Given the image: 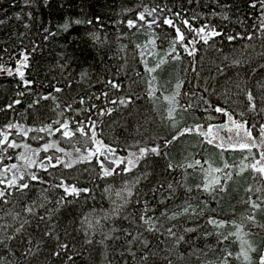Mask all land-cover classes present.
Here are the masks:
<instances>
[{"label":"snow or ice","instance_id":"1","mask_svg":"<svg viewBox=\"0 0 264 264\" xmlns=\"http://www.w3.org/2000/svg\"><path fill=\"white\" fill-rule=\"evenodd\" d=\"M191 2L192 0H189V3ZM31 3L32 0H25L26 7H30ZM210 3L215 6V9H220L219 12L214 10L211 15H219L225 21L230 19L228 13L224 11L232 7L227 3V0H210ZM44 4L47 5L48 0H44ZM248 6L259 13L260 23L255 30L260 32V38L264 41V0H248ZM168 12H173V10L167 5L156 4L151 8L144 7L137 17L127 20L129 30L134 28L139 30V28L146 27L150 35L148 44L153 48L151 54L156 57L155 62L150 64L148 60L144 59L142 50L140 63L144 65V73L148 74L146 95L152 101L156 99L155 93L164 87L163 85L157 86L158 76L156 74L158 71L163 72L164 66L168 63L181 61V49L189 57H194L199 50L197 45L201 41L204 45L213 47L215 37H221L228 43L237 39L254 40V34H249L247 31L245 34H225L219 31L218 26L213 25L208 20L198 27L195 26L192 21L199 19V16L186 18L181 11L173 12L175 17L173 19L167 15ZM149 16L152 17L151 20L147 19ZM27 17L32 20V13L28 12ZM13 18L17 21L21 20L19 14ZM5 23V19H0V25ZM75 23L80 24L82 21L76 20ZM88 23L91 24L92 21H88ZM154 25L155 28L161 29L159 33L153 30ZM164 26L172 31L169 32ZM23 27L28 29L30 25L25 23ZM63 27L67 30L68 25L65 24ZM44 31L48 32L49 30L45 29ZM51 35L55 36L56 33H51ZM44 39L47 40L48 36H44ZM93 39L99 40V37L93 35ZM210 40H212V44H209ZM136 47L141 48L142 46L137 44ZM248 47L251 45H246L244 50ZM156 48L162 49L163 54L156 52ZM244 50L239 56H233L231 59L228 55H224L221 61L224 66H216L218 75L224 76L227 81L229 77L226 75V69L237 68L242 63H246L247 61L243 58ZM35 51L36 48L29 50V48L22 46L13 56L9 48L2 49V53L7 54L9 60L14 59L15 63L13 67L6 66V62L0 63V75L6 74L14 79L19 78L17 97L25 96L24 89H30L35 83L34 80L26 78V73L31 75L30 56ZM0 61H3V55H0ZM189 66L192 71H197L191 61ZM260 67L264 69V64ZM81 75L83 77L86 74L82 73ZM136 75L141 76V73L138 72ZM212 79H216V77H212ZM106 83L112 89L119 90L118 83L113 81ZM246 84L247 82L243 88L240 83L236 84L238 90L236 94L242 95L244 98V108L237 111L228 105L231 98L229 89L225 88L217 95L216 87H212V91L209 92L208 81L205 80L203 91L209 93L210 96H216L217 102L213 103L211 100L205 99L202 94L198 95L191 89L182 93L181 89L184 87V82L177 80L174 89L169 94L165 95L163 91L161 92L163 99L168 104L166 116L162 117V120L169 122L172 132L169 135L151 133L146 126L141 132L140 127H138L137 133L142 139L128 145L129 150L126 156L117 154V147L114 145L118 142H104L102 133L97 131V124L102 123V121L93 119L91 116L92 111L96 112L97 117L112 116L113 112L119 110L118 107L105 106L102 108L95 103L90 104L87 108H82L76 112L77 116L80 115V112L87 113L83 120L51 119V123H48L47 120L41 118L38 126L31 127H26L22 122H8L0 128V264H56V261H60V264H76L77 258L82 253L75 250V244H70L61 239L57 230L58 226L52 224L51 220L53 211L58 210L62 203H71L67 199L68 197L76 198L81 193L90 191L86 187H79L78 183H66L67 177L63 175L64 169H74L81 164L88 165L100 179L120 175L125 181L119 189L105 188L112 205L108 212L98 217L95 215L85 216L80 221L79 231L84 233L85 244L93 245L92 236L96 234L97 230L104 229V224L101 221H114L120 218L122 213H125L130 204L140 205L135 213H125L122 217L133 226L135 234H133V230L128 228L117 229L112 227L107 232L101 231L104 239L96 243L104 246V264H112L108 259V246L105 241L120 240L121 236L113 237L112 235L118 231L123 232L124 241V251L120 255L123 257L126 252L131 257V264H175L173 257L176 260H184L185 255H195L199 259V250L189 234H197L196 240H199L201 228L207 226H211L214 231L205 232L203 235H215L217 238L215 247L222 254L216 264H232L233 259L239 264H264V244H257L251 239L252 236L259 234V232H253L252 229L264 232V224L257 219L258 214L264 213V81L257 83L259 96ZM49 86L53 87L52 85ZM62 91L61 87H54L55 93ZM182 95L188 98V103L185 105L180 103ZM101 97L108 98L109 103L113 106L119 105L128 108L134 103L131 96L111 99L108 91H102L100 95L95 96V100H100ZM88 99H92V97H88ZM136 99L139 100L141 97L137 95ZM41 100H52L53 111L61 109V104L57 102L58 97L44 95L28 105L30 109H35L38 115L39 108L37 105L40 104ZM21 103V99L14 98L6 105V108L13 109L14 105ZM78 103L84 105L85 98L80 97ZM65 105L67 110L76 111L73 109L72 103L65 101ZM4 110L0 108V111ZM155 110L154 107L153 111ZM197 111L203 113V115L194 116V120L197 122L179 128L177 131L178 125L183 119L182 114H191ZM56 114L58 117H64L65 112L62 110ZM237 116L238 118H235ZM257 117L260 119L256 120ZM23 119L24 116L20 114V120ZM70 119H72V126L69 123ZM217 119L221 122L212 123L213 120ZM250 121L254 122L250 123ZM147 123L150 121L146 120L145 124ZM254 130H258L255 135ZM29 133H34V135L29 137ZM42 133L46 135H41ZM145 133L149 134L145 136ZM14 134L19 135L20 142L16 139H10ZM56 134H59L56 140L50 141L48 139V137L56 136ZM187 135H195L201 138L200 143L202 145L207 143L216 149H220V163H217L210 156L202 155L199 159L193 156L191 160L185 158L186 162L184 163L174 164L170 158V149L180 137ZM29 140L35 142L36 147H33L32 143L28 142ZM81 140H83V149L77 146ZM62 143L71 144L72 151H66L61 146ZM18 149H22V151L17 152ZM50 149H54L55 152L48 154ZM229 149L233 152L237 149L241 151L243 159L239 161L238 165L225 159V154L231 155ZM55 153H62L63 155H56ZM153 157L166 160L165 172L168 173L170 179L165 178L160 182L151 184L146 192L141 193L138 190V185L142 181L148 180L151 173L144 171L142 175H136L134 179L130 178L128 174L132 173L141 161L147 164L148 160ZM50 168L58 169L62 173L60 177H53L59 181L58 183L49 184V189H62L60 199L56 201L57 209L46 208V204L51 202L46 195L37 200L25 202L20 211L16 210L14 204L10 208L6 207L12 203V198L17 194L26 195V190L30 191L31 186L35 183H48L44 176L38 173L37 169L40 172L48 173ZM177 169L182 170L179 180L175 179L173 175ZM189 169H192L193 172L197 170L200 172L199 183L194 185L188 183V178L192 174L188 171ZM245 173H250L254 184L245 189L248 195L242 203L246 206V210L238 219H218L209 215L205 219L204 225L196 223L195 227H183L181 230L173 224L161 231L164 226L159 222L162 219L174 221L180 216H188L193 222H196L204 217L205 212L214 211V209L209 208V201H215L219 207L220 201L229 195L230 182H233L235 177H243ZM73 179L78 178L73 177ZM179 188H182L185 194H190L195 190L198 195L207 196L208 199L200 201L203 207L194 206L190 201L195 197L185 195L183 204L176 205L178 210H173L169 214L166 202H175L179 198L177 192ZM49 189H45L44 192L46 193ZM165 192L167 195H164ZM158 193L160 198L153 206L148 197L151 196L152 200H155ZM161 206H163V210H159ZM38 209H45L44 214H39ZM29 217L36 219L33 232H29L26 228V226H32ZM158 224L159 226H157ZM228 224L231 225L230 229L225 227ZM73 231L77 230L73 229ZM145 233L150 234L152 238L163 237V239L158 240L153 245ZM65 234H68L67 228H65ZM165 241L171 242L170 248L161 247ZM231 244H238V251L234 253L230 250ZM46 250L47 255H45Z\"/></svg>","mask_w":264,"mask_h":264},{"label":"trees","instance_id":"2","mask_svg":"<svg viewBox=\"0 0 264 264\" xmlns=\"http://www.w3.org/2000/svg\"><path fill=\"white\" fill-rule=\"evenodd\" d=\"M227 3L232 7L224 10L230 17L229 20L225 21L219 15H211L214 10L219 12L220 9H215L210 0H192L191 3H189V0H48L47 5L44 4V0H32L30 7L25 6V0H0V19L6 21L4 25H0V55H3V61H0V63L6 62L8 67H13L15 63L14 59L9 60L8 55L2 53V49L5 47L9 48L13 56L22 46L29 48V50L36 48V51L30 56L31 75L26 73V78L34 80L35 83L30 89H24L25 96H16V92L19 90L18 77L14 79L6 74L0 75V108L5 109L0 111V128L13 121L22 122L26 127L38 126L41 118L47 120L48 123H51V119L72 118L83 120L87 113L80 112V115L77 116L76 112L82 108H87L93 103L102 108L105 106L118 107L119 110L113 112L112 116L97 117L95 111L91 112V116L93 119L102 121V123L97 124V131L102 133L104 142H118L114 145L117 147V154L126 156L129 150L128 145L142 139L137 133L138 127H140L141 132L144 131L145 126L150 129L151 133L169 135L172 132L169 122L162 120V117L166 116L168 104L163 99L161 92L163 91L165 95L169 94L174 89L177 80L184 82V87L181 89L182 93L191 89L198 95L202 94L205 99L211 100L213 103L217 102L216 96H210L209 93L203 91L205 80L208 81L209 92L212 91V87H216L217 95L227 88L230 90L231 95L228 105L237 111L242 110L244 108V98L242 95L236 94L238 91L236 84L240 83L243 88L245 82H247L246 86L259 96L257 83L258 81H264V69L260 67L264 64V55H261V53H264V41L260 38V32L255 30L260 23L259 13L248 6V0H227ZM156 4L167 5L173 12L182 11L186 18L199 16V19L192 21L197 27L208 20L213 25L218 26L219 31L225 34H245L247 31L249 34H254V40L237 39L232 43H228L221 37H215L213 47L204 45L201 41L197 45L199 50L194 57H189L181 49L182 60L168 63L164 66L163 72L158 71L156 74L158 76L157 86L163 85L164 87L155 93L156 99L154 101L149 100L146 95L148 74L144 73V65L140 63V52L143 50V58L148 60L150 64L155 62L156 57L151 54L153 48L148 44L150 35L146 27L139 28V30L135 28L129 30L127 20L137 17L144 7L151 8ZM28 12L32 13V20L27 17ZM173 12H168L167 15L175 19ZM16 14L21 16L20 21L13 18ZM151 18L150 16L147 17L148 20H151ZM76 20H80L82 23L76 24ZM88 21H92V23L89 24ZM25 23L29 24L30 28L25 29L23 27ZM65 24L68 25L67 30L63 27ZM164 28L167 29V26H164ZM45 29L49 31L45 32ZM153 30L156 33L161 31V29L155 28V25ZM167 30L172 31L171 29ZM51 33H56V35L52 36ZM93 35L98 36L99 40H94ZM44 36H48V39L45 40ZM137 44L142 47L137 48ZM157 44H159V41H157ZM209 44H212V40L209 41ZM246 45H251V47L244 50ZM242 50H244L243 58L247 62L242 63L237 68L226 69V75L229 77L226 81L224 76L218 75L216 66H224L221 63L224 55H228L231 59L233 56H239ZM155 51L163 54V50L160 48H156ZM190 61L197 71H192L189 66ZM253 70H255V73H253ZM138 72L141 73V76L136 75ZM82 73L86 75L82 77ZM212 77H216V79H212ZM107 81L118 83L119 90L112 89L106 83ZM169 81L171 82L168 83ZM56 86L61 87L63 91L55 93L54 87ZM102 91H108L111 99H118L120 96H131L134 103L128 108H124L119 105H111L108 98L101 97L100 100H95V96L100 95ZM44 95L58 97L57 102L61 104V109L53 111L54 104L52 100L40 101V104L37 105L39 115L35 109L28 107L30 102ZM137 95L141 99L137 100ZM80 97L85 98L84 105L78 103ZM88 97H92V99H88ZM14 98L21 99L22 103L14 105L13 109H7L6 105ZM65 101L72 103V107L76 111L67 110ZM180 103L182 105L187 104L188 98L182 95ZM201 105L203 106L202 102ZM154 107L155 111H153ZM62 110L65 112L64 117H58L56 113ZM20 114L24 116L22 121L20 120ZM182 115L183 119L178 125L177 131L179 128L197 122L194 120V116L203 115V113L197 111L191 114L183 113ZM235 118H238V116ZM72 119L69 120L70 126H72ZM259 119V117L256 118V120ZM146 120L150 123L145 124ZM219 122H221L219 119L212 121V123ZM257 131L254 130V135ZM148 134L145 133L144 135L147 136ZM32 135L34 133H29V137ZM41 135L46 134L42 133ZM58 136L59 134H56V136L48 137V139L50 141L56 140ZM10 139H16L20 142V137L16 134L12 135ZM200 140L201 138L195 135L180 137L170 149L171 161L174 164H181L186 162L185 158L191 160L195 156L196 159H199L202 155H207L220 163L219 153L221 150L207 143L202 145ZM28 142L36 147L35 142L30 140ZM61 146L66 151H72L69 143H62ZM77 146L83 149V140ZM16 151L19 152L22 149ZM54 152V149H50L48 154ZM229 152H231V155L225 154V159L238 165L239 161L243 159L241 151L237 149L233 152L229 149ZM55 154L63 155L62 153ZM165 167V159L153 157L148 160L147 164L141 161L128 176L134 179L136 175H142L144 171L151 173L148 180L142 181L138 185V190L143 193L147 191L151 184L160 182L165 178L170 179L168 173L165 172ZM37 171L44 176L48 183H35L31 186L30 191L26 190V195L17 194L12 198V203L6 207L10 208L14 204L16 210L20 211L25 202H31L46 195L47 199L51 201L46 204V208L57 209L56 201L60 199L62 189H49V184L59 182L53 177H60L62 175L61 171L52 168L49 169L48 173L40 172L39 169ZM117 171L119 172V170ZM188 171L192 173L188 178V183L190 185L199 183L200 172L198 170L193 172L192 169ZM181 172V169H177L173 173L175 179H181ZM63 175L67 177L66 183H78L79 187H86L90 191L81 193L76 198L68 197L67 199L71 203L64 202L58 210L53 211L51 223L58 226L57 230L62 240L75 244V250L82 253L77 258L76 264H104V246L96 243L104 239L101 231L107 232L112 227L117 229L128 228L133 230V234H135L133 226L122 217L125 213H135L140 205L130 204L125 213H122L121 217L114 221H101L104 224V229L97 230L96 234L92 236L93 245H87L84 242V233L79 231L80 221L85 216L95 215L98 217L108 212L112 205L105 188L119 189L125 181L122 180L120 175L100 179L97 177L96 172L86 164H81L74 169H64ZM73 177L78 179H73ZM253 184L254 181L251 179L250 173H245L243 177H235L234 181L230 182L229 195L220 201L219 207L215 201H209V208L214 209V211L205 212L204 217L196 222H193L188 216H180L174 221L162 219L159 222L164 226L161 231L173 224L181 230L183 227H195L196 223L204 225V221L209 215L218 219H238L246 210V206L242 203L248 195L245 189ZM45 189L49 190L45 193ZM177 192L179 198L175 202H166L169 214L173 210H178L176 205L183 204L185 195L195 197L190 201L194 206L203 207L200 201L208 199L207 196L198 195L195 190L190 194H185L183 189L179 188ZM164 195H167V193L165 192ZM159 198V193L155 200H152L151 196L148 197L153 206L156 205ZM113 199H115V196H113ZM159 210H163V206ZM44 212L45 209H38L39 214H44ZM29 219L32 226H26V228L29 232H33L36 219L32 217H29ZM257 219L264 224V213L258 214ZM225 227L230 229L231 225L228 224ZM41 228H43V225H41ZM65 228H67V235L65 234ZM73 229L77 231H73ZM211 231H214L211 226L201 228L199 240H196L197 234H189L195 241L200 258L197 259L195 255H185L184 260H176L173 257L175 264H209V262L216 264L222 255L215 247L217 238L215 235H203V233ZM252 231L259 232V234L252 236L251 239L257 244H264V232H260L258 229H252ZM112 235L113 237L121 236V239L105 241L108 246V259L112 264H126V262L131 264V257L126 252L123 257L120 255L124 251L123 232L118 231ZM145 235L149 237L153 245L158 240L163 239V237L152 238L148 233H145ZM161 247L170 248L171 242L165 241ZM230 250L234 253L238 251V244H231ZM45 255H47V250ZM56 264H60V261H56ZM232 264H239V262L233 259Z\"/></svg>","mask_w":264,"mask_h":264},{"label":"bare ground","instance_id":"3","mask_svg":"<svg viewBox=\"0 0 264 264\" xmlns=\"http://www.w3.org/2000/svg\"><path fill=\"white\" fill-rule=\"evenodd\" d=\"M171 81H169L168 83H170Z\"/></svg>","mask_w":264,"mask_h":264},{"label":"rangeland","instance_id":"4","mask_svg":"<svg viewBox=\"0 0 264 264\" xmlns=\"http://www.w3.org/2000/svg\"><path fill=\"white\" fill-rule=\"evenodd\" d=\"M225 135H227V134L225 133Z\"/></svg>","mask_w":264,"mask_h":264}]
</instances>
